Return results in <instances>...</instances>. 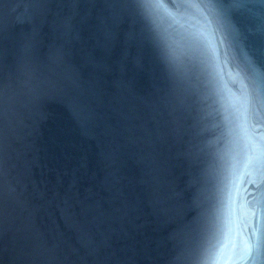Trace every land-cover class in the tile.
Segmentation results:
<instances>
[{
  "label": "water",
  "instance_id": "water-1",
  "mask_svg": "<svg viewBox=\"0 0 264 264\" xmlns=\"http://www.w3.org/2000/svg\"><path fill=\"white\" fill-rule=\"evenodd\" d=\"M166 3L145 21L135 0H0L2 264H174L184 226L216 205L244 142L197 102L199 67L162 58L158 37L202 27ZM253 40L221 56L222 96Z\"/></svg>",
  "mask_w": 264,
  "mask_h": 264
},
{
  "label": "snow or ice",
  "instance_id": "snow-or-ice-1",
  "mask_svg": "<svg viewBox=\"0 0 264 264\" xmlns=\"http://www.w3.org/2000/svg\"><path fill=\"white\" fill-rule=\"evenodd\" d=\"M134 7L145 21L161 12L172 15L166 0H135ZM174 7L198 14L212 12L196 32L179 38L158 37L162 58L170 66L195 63L199 67L203 79L197 102L213 110L209 116L219 103L233 140L244 142L242 153L226 160L216 205H201L199 216L179 234L181 244L174 264H248L264 257V134L260 133L264 129V0H178ZM257 35L259 47L251 41L243 66L235 75L228 70L239 88L228 89L227 96H222L218 89L223 79L221 56L226 67L232 50ZM218 145V139L209 140L201 152L212 160L224 158ZM4 253L0 235V256Z\"/></svg>",
  "mask_w": 264,
  "mask_h": 264
},
{
  "label": "clouds",
  "instance_id": "clouds-1",
  "mask_svg": "<svg viewBox=\"0 0 264 264\" xmlns=\"http://www.w3.org/2000/svg\"><path fill=\"white\" fill-rule=\"evenodd\" d=\"M211 12H212V10L211 9H208L207 10V13H203L202 12V13L198 14L199 15V21H198V23H200L201 26H204L207 23V21H208V15L211 14ZM224 264H237V262H235V261H231V262L225 261ZM248 264H250V261L248 262Z\"/></svg>",
  "mask_w": 264,
  "mask_h": 264
}]
</instances>
